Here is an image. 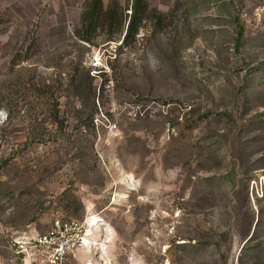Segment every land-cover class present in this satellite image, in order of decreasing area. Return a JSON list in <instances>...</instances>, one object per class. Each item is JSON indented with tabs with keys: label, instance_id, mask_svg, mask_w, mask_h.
Here are the masks:
<instances>
[{
	"label": "rangeland",
	"instance_id": "1",
	"mask_svg": "<svg viewBox=\"0 0 264 264\" xmlns=\"http://www.w3.org/2000/svg\"><path fill=\"white\" fill-rule=\"evenodd\" d=\"M87 3L0 0V264L55 218L65 264H264V0H146L127 46Z\"/></svg>",
	"mask_w": 264,
	"mask_h": 264
},
{
	"label": "trees",
	"instance_id": "2",
	"mask_svg": "<svg viewBox=\"0 0 264 264\" xmlns=\"http://www.w3.org/2000/svg\"><path fill=\"white\" fill-rule=\"evenodd\" d=\"M130 9L131 14L125 26L122 20L118 19L116 7H105L103 0H88L81 16V30L76 32L78 39L91 43L97 31H104L108 41L114 38L113 35L118 34L121 39L120 45H129L138 34L142 16L146 10V0H133Z\"/></svg>",
	"mask_w": 264,
	"mask_h": 264
},
{
	"label": "built area",
	"instance_id": "3",
	"mask_svg": "<svg viewBox=\"0 0 264 264\" xmlns=\"http://www.w3.org/2000/svg\"><path fill=\"white\" fill-rule=\"evenodd\" d=\"M86 225L75 220L55 218L49 230L37 236L32 247L43 264H65L82 246Z\"/></svg>",
	"mask_w": 264,
	"mask_h": 264
},
{
	"label": "bare ground",
	"instance_id": "4",
	"mask_svg": "<svg viewBox=\"0 0 264 264\" xmlns=\"http://www.w3.org/2000/svg\"><path fill=\"white\" fill-rule=\"evenodd\" d=\"M100 220H98V221H95V222H93V220L92 221H90V222H88V224H87V227H88V231H87V234H86V237H88L89 235H90V229H92V228H94V227H96L97 225H99V222ZM84 238H85V236H84ZM83 241H84V239H83ZM95 242V241H94ZM83 243V242H82ZM88 244V242L85 240L84 241V245H87ZM82 245V244H81ZM93 245V244H92ZM94 246V245H93ZM93 248V247H92ZM95 248V247H94ZM94 250V249H93Z\"/></svg>",
	"mask_w": 264,
	"mask_h": 264
}]
</instances>
